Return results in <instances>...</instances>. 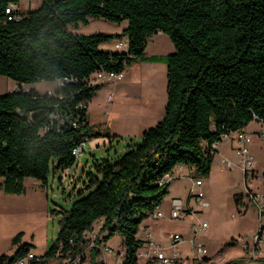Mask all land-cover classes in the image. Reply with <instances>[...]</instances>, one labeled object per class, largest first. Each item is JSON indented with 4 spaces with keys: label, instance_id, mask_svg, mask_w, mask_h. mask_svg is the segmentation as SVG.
Returning <instances> with one entry per match:
<instances>
[{
    "label": "trees",
    "instance_id": "16d2710c",
    "mask_svg": "<svg viewBox=\"0 0 264 264\" xmlns=\"http://www.w3.org/2000/svg\"><path fill=\"white\" fill-rule=\"evenodd\" d=\"M19 2L0 0V76L57 87L52 94H0V186L6 194H21L25 178L46 186L51 171L75 163L73 150L83 140L99 136L90 131L88 103L104 83L91 78L122 75L134 61H146L154 35H166L173 45V53L149 59L166 65L162 119L120 158L95 165L98 177H88L86 187L93 190L61 213L55 242L39 255L41 264L79 255L84 262V234L100 223L97 245L118 235L124 252L116 262L137 264L145 244L137 235L141 223L171 183L162 177L177 166L207 177L217 152L212 144L255 119L264 127V0H41L26 13L5 14L7 5ZM89 19L126 27L113 35L70 30ZM121 40L125 49L101 50ZM240 200H234L237 209ZM91 250L89 264H106L97 260V248ZM28 252L20 245L1 255L0 264H14Z\"/></svg>",
    "mask_w": 264,
    "mask_h": 264
},
{
    "label": "rangeland",
    "instance_id": "374dc122",
    "mask_svg": "<svg viewBox=\"0 0 264 264\" xmlns=\"http://www.w3.org/2000/svg\"><path fill=\"white\" fill-rule=\"evenodd\" d=\"M25 3V0L22 1L21 10L26 7ZM124 27L126 22L115 24L103 19H89L88 24H79L76 29L70 28V30L83 35L94 33L113 35ZM101 50L118 51L113 42L103 44ZM173 51V45L166 35H154L146 48V61H134L125 69L121 78L104 81L103 87L106 84L112 85V90L116 93L114 112L111 114V100H107L108 110H101L103 106L101 99L91 102L88 107L90 131L93 135L98 133L99 136H93L85 142L82 153L75 157L72 166L51 171L46 186L40 185L31 178H25L23 192L19 195L6 194L0 186V256L12 255L20 245H26L29 251L36 255H44L55 242L61 213L69 210L76 200L84 198L93 190L86 187L88 177H98L95 165L105 161L111 163L120 158L128 146L140 141L143 131L153 127L162 119L166 95V65L163 61L149 59L162 58ZM56 87L57 84L54 82L20 84L0 76V94L19 90L52 94ZM98 104L100 111L97 109L98 106L96 107ZM250 129L257 127L252 124ZM222 142L217 148L218 153L213 159L209 175L200 178L205 196L204 202L207 206H197L195 202L190 201L189 208L195 213L182 219H165L167 221L164 225L165 241H161V235L155 239L158 245L166 247L168 242L166 239L171 235L182 234L184 238H189L192 224L197 221L206 222V230L198 236V241L202 243L209 259L206 264H225L229 261H234L235 264H254L241 260L239 246L231 243L238 236L252 233L255 226V210L247 207V211L242 214L234 204L236 197H241L242 201L246 202L243 171L236 144H231L228 139ZM263 149V143L254 137L250 144V152L254 159V173L258 178L252 184L253 188L260 187V184L264 183ZM222 160L230 161L231 166L227 168L222 164ZM177 176L171 183L181 192L179 198L186 204L191 188L189 179L198 178L188 175L187 168ZM167 195L164 197L165 201L169 200ZM93 229L95 234L90 232L89 237H97L95 227ZM18 235H20L19 242L14 245L13 240ZM102 245L108 246L111 252L107 256L99 255L97 260H102L106 264H119L116 262V257L118 253L124 252L122 238L114 235ZM92 248L90 246L86 248V260L83 264H89V252ZM177 248L181 256L189 254L187 244H181ZM138 261L137 264L144 262L140 258ZM50 264L61 263L52 261Z\"/></svg>",
    "mask_w": 264,
    "mask_h": 264
},
{
    "label": "built area",
    "instance_id": "2783aa9c",
    "mask_svg": "<svg viewBox=\"0 0 264 264\" xmlns=\"http://www.w3.org/2000/svg\"><path fill=\"white\" fill-rule=\"evenodd\" d=\"M25 1L28 3V0ZM17 6L18 5L14 3L7 5L5 8V14H11L15 9H17ZM115 47L117 49H125L127 47L126 40L117 42ZM121 77L122 75L97 73L93 78H91V83H104V81H112ZM254 122H256V119ZM254 137H257L259 141L263 143L264 148V127H262V129L255 135L243 130L228 133L222 136V141L232 139L238 147L236 150L240 158L239 163L243 171L246 202H243L241 198L237 210L242 214L247 211V207H251L255 210V227L252 233L250 235H243L242 237L238 236L237 238L233 239L231 243L239 246L242 254L241 258H243L244 261L258 264L264 263V183H261L260 187H252L254 180L258 178L256 173H254V159L250 152V144ZM85 142L86 140H83L73 150L74 157H77L82 153ZM218 145L219 144H212L211 147L212 149H217ZM222 164L227 168L231 166L230 161L222 160ZM192 173L194 174V170ZM173 179L174 177H172L171 174H165L162 177L161 182L167 183ZM204 197L201 179L198 178L192 180V186L189 189V199L186 204L180 198H175L170 201L169 220L182 219L188 215H193L195 212L189 208L190 201L195 202L197 206H207V204L204 202ZM163 217V212L158 209L150 213L148 216V218L152 220L162 219ZM190 228L191 236L189 238L184 239L181 235L175 234L171 237L166 247H162L153 241L148 240L138 252L137 257L141 260H144L142 264H206L209 259L206 256V250L202 243L198 241V236L201 232L206 230L207 224L206 222L197 221L196 223L192 224ZM90 232L95 234L93 230ZM90 232H86L84 234V238L87 239L86 248H88V246L97 248L100 255L107 256L111 252V249L105 245L98 246L96 243L97 237H89ZM146 236H148V234ZM183 243H187L189 246V255L187 256H181L177 248ZM121 257L122 254L118 253L116 261H120ZM81 258L82 257L79 255L74 259L66 258L64 260L56 259L53 261H58V263L61 264H83V262H81ZM41 262L42 259L39 255L29 251L26 255L19 257L14 262V264H41Z\"/></svg>",
    "mask_w": 264,
    "mask_h": 264
},
{
    "label": "crops",
    "instance_id": "0c3cea01",
    "mask_svg": "<svg viewBox=\"0 0 264 264\" xmlns=\"http://www.w3.org/2000/svg\"><path fill=\"white\" fill-rule=\"evenodd\" d=\"M22 1L24 0H20L19 2V6L17 7L18 11L21 12V13H26L27 10L30 8V7H36L41 0H28V3H25L26 7L24 8V10H21L20 9V5L22 3ZM35 1V2H34ZM37 2V4H36ZM122 30H118V32L116 34H119L121 33ZM160 35V33H159ZM112 43V42H111ZM114 44V47H115V44H116V41L113 42ZM102 47V46H101ZM107 51V50H106ZM111 52V51H110ZM123 76V74H122ZM105 83V82H104ZM112 85H109L106 84L103 88H101L99 91H97V93H95V95L93 96V98L89 101L88 103V107H90L91 105V102H94L96 101L97 99H101V103L103 104L102 106V109L101 110H108V102L107 100H111L112 102V112L111 114H113L114 112V109H113V106H114V103L117 101L116 100V93L112 90ZM98 106V110H99V107H100V104L96 105V107ZM96 109V110H97ZM97 110V111H98ZM100 111V110H99ZM88 117H89V114H88ZM89 121V120H88ZM256 125L257 129H250V125ZM90 125V124H89ZM262 129L261 125L256 123V122H251L250 124H248L244 129H242L243 131L245 132H249V133H252V134H256L258 131H260ZM229 142L232 144L234 143L232 139H228ZM223 142H221L218 146L222 145ZM217 146V148H218ZM216 154L218 153V150L216 149ZM216 154L214 155V157L216 156ZM184 168H187L188 169V175H192V171L193 169L189 168V167H186V166H177L173 169L171 175L172 177H174L173 180H175L178 176L177 174H179ZM191 181V186H192V180L189 179ZM172 182V181H171ZM175 185L170 183L169 184V188H168V195H167V198L169 199L168 201H165V198H163L161 204L158 206V210L162 211L163 214H164V217L162 219H158V220H152L150 218H147L145 219L142 223H141V226L139 228V231H138V237L141 238L145 243L148 241V240H151L153 241L154 243L157 244V240L155 239V237H159V235H161V241L164 240L165 241V222H167L166 220H169V210H170V201L172 199H175V198H179L180 195H181V192L179 190H176ZM166 219V220H165ZM100 223L98 224H95L93 227H95V230L98 232L99 228H100ZM255 227V226H254ZM254 229V228H253ZM94 230V229H93ZM148 234V236H146ZM182 236V234H180ZM173 235L170 236L169 239H166L168 242H166V245H168L171 237ZM183 237V236H182ZM184 238V237H183ZM186 239V238H184ZM183 244H187V243H183ZM188 245V244H187ZM189 255V254H187ZM187 255H183V256H187Z\"/></svg>",
    "mask_w": 264,
    "mask_h": 264
}]
</instances>
